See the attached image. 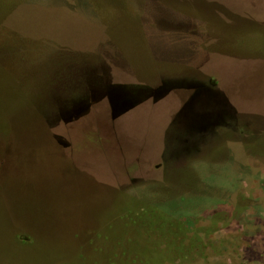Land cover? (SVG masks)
Listing matches in <instances>:
<instances>
[{
	"label": "rangeland",
	"instance_id": "1",
	"mask_svg": "<svg viewBox=\"0 0 264 264\" xmlns=\"http://www.w3.org/2000/svg\"><path fill=\"white\" fill-rule=\"evenodd\" d=\"M0 264H264V0H0Z\"/></svg>",
	"mask_w": 264,
	"mask_h": 264
},
{
	"label": "crops",
	"instance_id": "2",
	"mask_svg": "<svg viewBox=\"0 0 264 264\" xmlns=\"http://www.w3.org/2000/svg\"><path fill=\"white\" fill-rule=\"evenodd\" d=\"M207 65L205 67L210 68L211 63L209 61H206ZM199 66H197L196 68H194L193 70H191L188 74H186L185 76L187 77L188 75H193V74H198V73H202L201 70H198ZM212 67V66H211ZM184 76V77H185ZM178 78H182V77H169V80L172 82H175L178 80ZM211 79V78H210ZM190 82L194 83V82H198L201 83V80L199 79V77H193L190 76L189 78ZM130 101L128 109H126V111L124 110V114L125 112L128 113L130 110H132L133 108L135 109V107H137L138 105H141V103H143L144 101H135V99H128ZM192 104H194V106H206L205 110H207V113H202L199 114L200 117H196V114H189L191 113V111H186V113H183L182 115H179V119L178 121L181 122H189V121H193V122H202L201 126H197L195 129L193 130H201V134L202 136V148L204 149L203 155L206 156V165L205 167H203V169L206 171V173L204 174L205 179H208V182H210V184H218V167L215 164L216 158L218 159L217 156H215L216 153V149L214 147H216V138L219 134V125L217 124L219 121L221 120H225L226 116L229 118V120L231 119V114H223L224 112V105L226 104L223 96L219 95L217 93V90L214 89L213 87H207L206 90H202L201 93L199 94V96L195 99V101H192ZM219 107L221 108V114H220V110L219 108L217 109V113L216 110L213 111L211 110L209 107ZM125 107V106H124ZM181 131V126L180 125H170L169 127V134L170 136V141H169V145L171 146V150H169L168 152V160H169V166L172 169H178L181 168V166H183L184 164V160L186 162V158H187V151L189 152L188 149V142L187 141H183V143H178L177 139H176V135L177 133H180ZM178 148H184L183 150H178ZM212 148V149H211ZM214 157V158H211ZM207 160H210L212 163L211 165H209V162H207ZM214 164V166H213ZM169 167V168H170ZM150 168V167H149ZM152 169H155V167H152ZM216 171V172H215ZM211 172V173H210ZM213 172H215L213 174ZM212 174V175H211ZM214 175V177H213Z\"/></svg>",
	"mask_w": 264,
	"mask_h": 264
}]
</instances>
